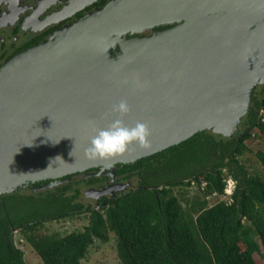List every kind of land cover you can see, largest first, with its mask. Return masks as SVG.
<instances>
[{
  "label": "water",
  "instance_id": "95a60500",
  "mask_svg": "<svg viewBox=\"0 0 264 264\" xmlns=\"http://www.w3.org/2000/svg\"><path fill=\"white\" fill-rule=\"evenodd\" d=\"M261 85L264 0L111 2L0 70V196L115 176L205 131L231 138ZM121 100L127 125L148 124L149 146L89 159L93 127L117 118Z\"/></svg>",
  "mask_w": 264,
  "mask_h": 264
},
{
  "label": "trees",
  "instance_id": "16d2710c",
  "mask_svg": "<svg viewBox=\"0 0 264 264\" xmlns=\"http://www.w3.org/2000/svg\"><path fill=\"white\" fill-rule=\"evenodd\" d=\"M262 88L261 94L255 89L250 111L233 137L205 131L134 164L118 165V174L138 177L140 188L110 207L87 209L80 190L69 192L73 180L54 188L59 194L0 196V264H27L14 231L23 233L44 264H81L97 241H110L111 233L122 264H259L256 255L264 251V179L250 175L238 159L248 151L252 130L264 135ZM244 127L248 130L242 133ZM225 172L236 182L235 193L230 203L209 208V198H225ZM193 183L203 198L187 211L173 190H187ZM84 215L89 223L82 232L64 238L39 234L48 222Z\"/></svg>",
  "mask_w": 264,
  "mask_h": 264
},
{
  "label": "flooded vegetation",
  "instance_id": "af4514ba",
  "mask_svg": "<svg viewBox=\"0 0 264 264\" xmlns=\"http://www.w3.org/2000/svg\"><path fill=\"white\" fill-rule=\"evenodd\" d=\"M114 1L116 0H0V70L16 56L49 42L62 31ZM150 34L152 31L146 33ZM117 166L115 176L107 175L105 171L101 176L87 179L91 184L84 192L85 199L89 202L87 205L83 203L87 209L110 207L120 197L140 188L138 177L119 175ZM100 171L93 169L88 173ZM79 177H85V174H80ZM76 178L78 176L72 180L75 182ZM29 185L35 190L39 188ZM63 186L65 185L60 187ZM115 187L117 188L114 189ZM88 191L104 194L87 197Z\"/></svg>",
  "mask_w": 264,
  "mask_h": 264
},
{
  "label": "rangeland",
  "instance_id": "374dc122",
  "mask_svg": "<svg viewBox=\"0 0 264 264\" xmlns=\"http://www.w3.org/2000/svg\"><path fill=\"white\" fill-rule=\"evenodd\" d=\"M262 86L264 85L257 87L258 94L263 92ZM261 118L264 121V109L261 111ZM247 130L248 128L244 127L242 133ZM251 134L252 138L246 142L248 151L243 157H240L238 161L250 175H259L264 179V135H261L256 129L252 130ZM224 176L227 179L231 178L228 172H225ZM74 180L75 182L73 183L72 187H70L69 192L72 193L75 190H80L82 193L80 202L84 203L85 205L89 204V202L85 199L84 192L91 184L85 177H78ZM204 185L205 184H203V187ZM232 189L233 182L229 181L227 192L230 193ZM49 193L59 194L61 192L57 191V189H50V191H38L32 186L28 185L20 187L15 193H8L2 196H8L12 194L22 196H46ZM173 194L179 198L183 208L187 211L190 210L191 205L197 198H203L199 187L194 183L187 190L181 187L175 188L173 190ZM222 202L230 203L227 197L221 198L219 196H213L208 199V207L210 208L216 206ZM88 223L89 219L85 215L82 217L75 216L72 218H65L60 221L46 223L39 230V234L43 236H56L58 238H64L74 232H82ZM14 238L16 245L25 252V260L27 264H44L34 248L27 242L23 233L19 231L14 232ZM117 243V238L113 233L110 234V241L108 243H101L100 241H97L90 250L89 256L86 257V259H84L81 264H122L118 255ZM256 260L259 264H264V251H262L261 254L256 255Z\"/></svg>",
  "mask_w": 264,
  "mask_h": 264
},
{
  "label": "clouds",
  "instance_id": "9594fccd",
  "mask_svg": "<svg viewBox=\"0 0 264 264\" xmlns=\"http://www.w3.org/2000/svg\"><path fill=\"white\" fill-rule=\"evenodd\" d=\"M111 111L117 114V118L113 119L106 127H93L94 134L84 149V154L89 159L114 158L124 154L133 144L145 148L150 144L151 130L148 124L137 121L133 126H129L124 122L123 117L131 112V107L126 100H121L118 104L113 105ZM229 181L234 180L232 178L227 180L225 192Z\"/></svg>",
  "mask_w": 264,
  "mask_h": 264
},
{
  "label": "built area",
  "instance_id": "2783aa9c",
  "mask_svg": "<svg viewBox=\"0 0 264 264\" xmlns=\"http://www.w3.org/2000/svg\"><path fill=\"white\" fill-rule=\"evenodd\" d=\"M232 182H233V189H232V191L230 193H228L227 190H226V192H225L226 193L225 198L227 197L229 199V201H231V196H232V194L234 193V191L236 189V183L234 181H232Z\"/></svg>",
  "mask_w": 264,
  "mask_h": 264
},
{
  "label": "bare ground",
  "instance_id": "6f19581e",
  "mask_svg": "<svg viewBox=\"0 0 264 264\" xmlns=\"http://www.w3.org/2000/svg\"><path fill=\"white\" fill-rule=\"evenodd\" d=\"M88 1V0H87Z\"/></svg>",
  "mask_w": 264,
  "mask_h": 264
}]
</instances>
